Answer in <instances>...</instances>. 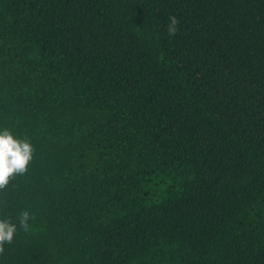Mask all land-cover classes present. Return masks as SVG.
<instances>
[{
  "label": "trees",
  "instance_id": "obj_1",
  "mask_svg": "<svg viewBox=\"0 0 264 264\" xmlns=\"http://www.w3.org/2000/svg\"><path fill=\"white\" fill-rule=\"evenodd\" d=\"M5 129L0 264H264V0H0Z\"/></svg>",
  "mask_w": 264,
  "mask_h": 264
},
{
  "label": "clouds",
  "instance_id": "obj_2",
  "mask_svg": "<svg viewBox=\"0 0 264 264\" xmlns=\"http://www.w3.org/2000/svg\"><path fill=\"white\" fill-rule=\"evenodd\" d=\"M179 20L175 16L169 17L167 32L169 36H175L178 31ZM34 149L27 140H18L12 133L5 129L0 132V190L4 189L10 178L15 175H23L27 172L28 165L33 158ZM31 219L28 211L22 212L19 224L24 231L29 229ZM17 226L9 220H0V254L4 253L3 245L11 244Z\"/></svg>",
  "mask_w": 264,
  "mask_h": 264
}]
</instances>
